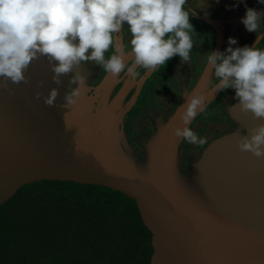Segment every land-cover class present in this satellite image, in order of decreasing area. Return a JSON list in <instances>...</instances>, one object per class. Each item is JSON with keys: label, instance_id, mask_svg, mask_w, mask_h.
I'll use <instances>...</instances> for the list:
<instances>
[{"label": "water", "instance_id": "1", "mask_svg": "<svg viewBox=\"0 0 264 264\" xmlns=\"http://www.w3.org/2000/svg\"><path fill=\"white\" fill-rule=\"evenodd\" d=\"M263 37L264 27L249 46ZM98 67L81 66L86 86L67 108L65 93L76 86L71 73L56 84L44 56L30 63L27 83L0 87V205L39 180L103 185L136 201L152 234L150 264H264V158L237 147L240 135L264 121L236 101L228 108L234 127L211 140L200 158L183 161L185 140L173 133L182 126L179 106L193 89L205 93L207 106L219 92L206 64L138 151L125 129L128 84L112 97L120 74L105 72L93 84ZM53 87L58 96L49 106L44 97Z\"/></svg>", "mask_w": 264, "mask_h": 264}, {"label": "clouds", "instance_id": "2", "mask_svg": "<svg viewBox=\"0 0 264 264\" xmlns=\"http://www.w3.org/2000/svg\"><path fill=\"white\" fill-rule=\"evenodd\" d=\"M187 2L0 0V87L7 88L9 82L27 83L30 63L44 56L56 84L62 82V76L71 73L69 84L76 86L65 93L63 107L67 108L77 103L86 86L87 77L79 70L83 65L94 63L112 76L127 67L128 75L135 76L137 68L154 71L174 56H179L181 62H189L195 31L190 16L196 10L187 8ZM243 2L236 0L231 7ZM257 2L264 5V0ZM210 7V0H205L200 11L208 15ZM262 20L264 9L245 4L241 22L247 31L255 32L257 37ZM125 26L130 34L127 45L122 39ZM234 45H237L236 38L229 37L224 50H209L206 63L216 78L213 87L216 91L233 89L240 110L264 121V47H257V39L253 46ZM109 48L114 51L106 58ZM57 96L58 89L51 88L44 103L54 105ZM206 107L205 93L193 89L179 106L182 126L173 128L174 135L193 145L206 144V138L189 127ZM237 147L241 152L264 158V122L250 133L240 135Z\"/></svg>", "mask_w": 264, "mask_h": 264}, {"label": "trees", "instance_id": "3", "mask_svg": "<svg viewBox=\"0 0 264 264\" xmlns=\"http://www.w3.org/2000/svg\"><path fill=\"white\" fill-rule=\"evenodd\" d=\"M136 201L103 186L39 180L0 205V264H150Z\"/></svg>", "mask_w": 264, "mask_h": 264}, {"label": "flooded vegetation", "instance_id": "4", "mask_svg": "<svg viewBox=\"0 0 264 264\" xmlns=\"http://www.w3.org/2000/svg\"><path fill=\"white\" fill-rule=\"evenodd\" d=\"M205 0H188L186 7L195 9V15L190 16V21L194 26L195 31L192 33L193 49L190 53L189 62H181L179 56H174L164 65H160L154 71H148L143 68L136 69V75L130 76L127 73V67L120 73L121 82L114 89L111 96H114L125 82L124 90L127 96L123 103L127 110V118L125 129L138 151H143L142 143L146 141L151 133H154L160 124L161 120H167L174 112L176 106L180 103L183 88L187 86L192 88L199 77V73L206 66V57L209 50H214L218 39L223 38L221 51L228 46V38L234 37L237 40V45H250L255 39L256 33L249 32L245 29L241 22V17L245 14V4L249 5L247 0L243 3H238L236 7H231L236 3V0H210L211 7L207 9L208 15L200 11ZM263 7V5H261ZM258 9H264L258 8ZM263 21V20H262ZM261 21L257 36L264 27V22ZM254 33V35H253ZM123 43L127 45L130 39L127 26L123 30ZM257 47H264V37L257 44ZM113 49L109 48L105 52V57L113 54ZM126 59H128L126 57ZM128 64L131 60L128 59ZM95 69L99 65L94 63L89 64ZM98 79L92 82L97 83L105 74L103 68L98 67ZM212 87L216 83V78L212 77ZM157 83L154 90L151 85ZM128 92V93H127ZM125 94V95H126ZM237 100L234 98V90L227 89L219 91L214 101L206 107L197 119L191 125V129L198 135L206 138L207 143L204 145H193L184 142L186 160H197L208 142L219 135L231 130L234 127L233 121L228 113V108ZM217 104V110L221 117L219 120L207 122L203 115L206 114L209 108Z\"/></svg>", "mask_w": 264, "mask_h": 264}, {"label": "rangeland", "instance_id": "5", "mask_svg": "<svg viewBox=\"0 0 264 264\" xmlns=\"http://www.w3.org/2000/svg\"><path fill=\"white\" fill-rule=\"evenodd\" d=\"M249 3V7H255V8H263L264 7V5H263V7L261 6V4H259L258 2H257V0H247ZM262 22H264V20L262 21ZM253 35H254V33H253ZM157 83H155V82H153L152 83V85H151V87L154 89V90H156V87H154L155 85H156ZM217 104L214 106V107H212V108H209L208 110H207V112H206V114L205 115H203L204 116V118H205V120L207 121V122H212V123H210V124H214L213 123V121H217V120H219V117H221L220 116V114H219V112H218V110H217Z\"/></svg>", "mask_w": 264, "mask_h": 264}]
</instances>
